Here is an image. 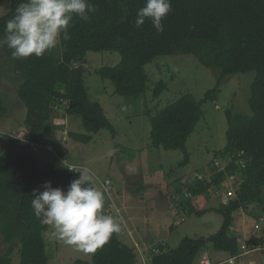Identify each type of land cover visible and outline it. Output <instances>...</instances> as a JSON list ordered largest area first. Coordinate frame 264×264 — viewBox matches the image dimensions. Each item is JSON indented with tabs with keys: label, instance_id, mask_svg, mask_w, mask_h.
<instances>
[{
	"label": "trees",
	"instance_id": "trees-1",
	"mask_svg": "<svg viewBox=\"0 0 264 264\" xmlns=\"http://www.w3.org/2000/svg\"><path fill=\"white\" fill-rule=\"evenodd\" d=\"M20 2L9 0L8 12L0 16V38L5 22L15 14ZM90 2L98 11L88 22L74 18L69 28L71 39H61L59 56L50 50L41 57L14 59L10 50L2 47L22 76L16 93L25 107L21 127L27 130L25 138L37 143L47 138L52 128V111L61 108L80 116L84 131L67 133L75 141L86 143L102 128L114 133L100 102L88 94L83 68L76 65L87 51L120 53L116 65L102 66L96 73L113 83L114 93L131 97L145 91L144 65L157 55L192 54L202 65L219 69L217 85L227 75L254 71L248 100L251 114L237 115L230 110L226 113V144L220 154L231 156L232 161L223 169L212 168L208 178L187 185L193 198L206 196L210 189H219L227 176L238 173L240 179L233 184L234 196L226 205L209 208L221 214L220 228L208 236H184L174 248L160 245V251L151 254L149 264H193L209 243L216 251L236 254L239 243L230 230L234 211L241 209L248 214L247 209L254 205L264 213V0H171L172 11L163 19L164 31L160 33L150 20L140 28L133 27L137 10L145 0ZM165 87L164 81H158L153 94L158 95ZM217 91L218 86L207 90L204 99ZM4 102L0 94V114ZM52 102L57 108L51 107ZM201 115L200 101L190 93L181 94L150 116L151 145L182 151L179 165H185L189 158L186 141ZM0 140V236L6 245L0 264H11L15 250L18 264H47L43 233L49 225L42 224L34 215L32 192L43 191L46 181H51L53 188L67 189L79 173L52 163L39 167L27 143L2 133ZM65 153L66 147L58 154ZM238 159L242 163L236 162ZM191 198L181 204L186 202L196 214H202L206 209H197ZM135 257L134 249L113 234L107 244L93 253L91 263L135 264ZM75 264L87 262L77 260Z\"/></svg>",
	"mask_w": 264,
	"mask_h": 264
},
{
	"label": "rangeland",
	"instance_id": "rangeland-1",
	"mask_svg": "<svg viewBox=\"0 0 264 264\" xmlns=\"http://www.w3.org/2000/svg\"><path fill=\"white\" fill-rule=\"evenodd\" d=\"M8 2L0 0V16L8 12ZM52 50L55 56L60 55L59 45ZM119 61L120 53L115 50L87 51L83 60L76 63L83 68V81L90 98L100 102L114 133L102 128L86 143L75 141L67 133L84 131L80 116L66 113L61 108L52 111L51 131L39 142L41 147L34 148L33 152L39 167L47 163L61 167L56 153L66 147V153L59 156L67 163L88 168L103 191L101 182L109 179V194L104 191L107 205L104 211L108 214V205H115V208L110 207V214L121 219L119 238L134 249L135 264H149L152 249L160 245L174 248L184 236H208L220 228L221 214L209 209L220 205L218 195L190 199L197 209H206L202 214H196L186 202V210H179L177 205L180 207L179 203L187 200L184 194L190 184L188 179H193L195 173L208 178L215 163L226 158L220 154L226 144V113L230 110L237 115L251 114L248 100L255 73L227 75L217 85L219 69L202 65L194 55H157L144 65L147 75L145 91L131 97L114 93L113 83L96 73L98 68L114 66ZM160 80L166 87L155 96L153 89ZM21 82L20 72L0 48V94L5 101L4 111L0 114L1 133L22 127L25 107L16 93ZM216 86L218 91L204 99L206 91ZM183 93H190L200 101L202 115L186 141L188 162L179 165L183 159L182 151L151 145L149 118ZM232 177L234 183L240 179L238 173H233ZM247 211L248 214L241 209L234 211L231 234L242 237V228L247 235L258 231L254 224L259 223L261 215L264 218L263 212L254 205H250ZM51 231L48 226L43 233L47 264H75L77 260L92 264L93 253L86 254L53 238ZM5 247L0 236V254ZM136 247L143 253L144 263ZM207 250L217 261L230 257L228 252L214 250L210 243ZM245 260L253 261L252 264L264 263V250L245 254L234 264H243ZM18 263L19 255L15 250L11 264ZM193 264H198V255Z\"/></svg>",
	"mask_w": 264,
	"mask_h": 264
},
{
	"label": "clouds",
	"instance_id": "clouds-1",
	"mask_svg": "<svg viewBox=\"0 0 264 264\" xmlns=\"http://www.w3.org/2000/svg\"><path fill=\"white\" fill-rule=\"evenodd\" d=\"M97 11L90 0H21L15 14L5 22L0 48L6 46L14 59L41 57L61 39H71L69 28L74 18L88 22ZM171 11V0H145L133 27L140 28L150 20L158 33L163 32L162 21ZM68 168L79 173L78 178L67 189L53 188L51 181H46L43 191L33 190L31 207L42 224L51 226L53 238L92 254L122 231V222L105 213L106 195L94 174L88 168Z\"/></svg>",
	"mask_w": 264,
	"mask_h": 264
},
{
	"label": "built area",
	"instance_id": "built-area-1",
	"mask_svg": "<svg viewBox=\"0 0 264 264\" xmlns=\"http://www.w3.org/2000/svg\"><path fill=\"white\" fill-rule=\"evenodd\" d=\"M51 107L52 108H57V105L54 104L53 102L51 103ZM26 128H21L19 131H15V132H2V134L8 135L13 137L14 139H19L20 141L27 143L29 145V147H31L32 149L34 148H38L40 147V144L35 142V141H29L25 138V133H26ZM1 133V132H0ZM45 149H48L47 146H44ZM241 153H238V155H240ZM56 156L59 159V162L61 163V168L66 169L68 172H73L72 170H70L68 168V166H72L74 164H69L66 162V160L64 158H62L61 156H59L58 154H56ZM232 161V157L227 155L226 158H224L223 161H220V163L218 164L217 162L215 163L217 167H219L220 169H223L225 167L226 164H228L229 162ZM236 162L238 163H242L241 159H238ZM77 166V165H75ZM78 167V166H77ZM204 177L196 174L194 175L193 179H188V183H194L196 180L198 179H203ZM231 180V182H230ZM234 181H233V177L232 175L227 176V180L223 181L221 183V186L219 189H210L209 190V194L211 195H218L219 196V204L220 205H226L229 200L234 196ZM237 184V182H236ZM101 185L104 189V191L109 194V190H110V180L109 179H105L103 182H101ZM224 188L223 190L221 189ZM184 196L189 199L192 197V194L190 191L186 190ZM108 209L106 210V212L108 214H110V207H114L115 205L113 203H110L108 205ZM183 220V218H181ZM259 223H255L254 224V228H259V224H263L264 222V218L261 216L260 218H258ZM260 239H264V234L260 236ZM238 243H239V251L234 254V255H230V257L226 258L225 260H216L210 257L209 255V251L207 250V248L201 250L198 253V264H224V263H229V264H234L235 260L239 257H242L245 254H248L250 252H257V251H262L264 250V245H255V243H248L247 241H242L240 238L237 237ZM137 252L140 255V258L142 260V262L144 263V257H143V253L140 251V249L138 247H136ZM160 249L159 248H155L152 249V253H157L159 252ZM145 264V263H144Z\"/></svg>",
	"mask_w": 264,
	"mask_h": 264
},
{
	"label": "crops",
	"instance_id": "crops-1",
	"mask_svg": "<svg viewBox=\"0 0 264 264\" xmlns=\"http://www.w3.org/2000/svg\"><path fill=\"white\" fill-rule=\"evenodd\" d=\"M59 116V115H58ZM11 130H16V129H13V128H11L10 130H7V131H11ZM63 140H65V138L63 139ZM57 154V153H56ZM59 155V154H58ZM69 164H71V163H69ZM205 195V194H204ZM203 195V196H204ZM179 204H181V203H179ZM177 207L179 208V210H184L185 209V205L184 204H181V206L179 207V205H177ZM196 208H197V206H196ZM177 209V208H176ZM175 208H174V210H176ZM199 209V208H198ZM186 210V209H185ZM177 212H179V211H177ZM247 214V213H246ZM264 214V213H263ZM262 216V215H261ZM260 216V217H261ZM259 217V218H260ZM260 226H259V228H256L258 231L257 232H252L251 234H249V235H247V234H245L244 233V229L242 228L241 229V233H242V237H240L239 235H236L238 238H240L242 241H248V240H250V239H253L254 241L252 242V243H255V245H264V239H260V236L261 235H263L264 234V224H259ZM117 236H118V234H117ZM118 238H119V236H118ZM120 239V238H119ZM121 240V239H120ZM263 251V250H262ZM258 252H260V251H257L256 253H258ZM242 261V260H241ZM253 263V261H251V260H245L244 261V263L243 264H252Z\"/></svg>",
	"mask_w": 264,
	"mask_h": 264
}]
</instances>
